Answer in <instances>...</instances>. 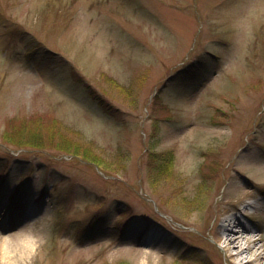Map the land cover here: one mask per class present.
I'll list each match as a JSON object with an SVG mask.
<instances>
[{
    "label": "rangeland",
    "instance_id": "obj_1",
    "mask_svg": "<svg viewBox=\"0 0 264 264\" xmlns=\"http://www.w3.org/2000/svg\"><path fill=\"white\" fill-rule=\"evenodd\" d=\"M250 256L264 0H0V264Z\"/></svg>",
    "mask_w": 264,
    "mask_h": 264
},
{
    "label": "bare ground",
    "instance_id": "obj_2",
    "mask_svg": "<svg viewBox=\"0 0 264 264\" xmlns=\"http://www.w3.org/2000/svg\"><path fill=\"white\" fill-rule=\"evenodd\" d=\"M25 214H26V211H23L21 208L18 209V210L15 212V215H17L18 218L23 217ZM23 219H24V218H23ZM229 221H230V219H228V222H226L225 226H227V227H230V226H231V222H229ZM231 231H232L233 233H237L236 230H233V227L231 228ZM229 241H230V242H234L235 240H234L233 237H231V238L229 239ZM255 261H256V258L250 256V257H248L247 259L243 260L242 263H239V264H256Z\"/></svg>",
    "mask_w": 264,
    "mask_h": 264
},
{
    "label": "trees",
    "instance_id": "obj_3",
    "mask_svg": "<svg viewBox=\"0 0 264 264\" xmlns=\"http://www.w3.org/2000/svg\"><path fill=\"white\" fill-rule=\"evenodd\" d=\"M160 90H163V87H162ZM20 143H21V142H20ZM22 144H23V143H22ZM101 157H102V156H101ZM99 161H102V160L99 158V159H98V162H99ZM95 220H97L95 217L92 218V220H91V221L89 222V224L87 225V230H88L89 233H86V234H88V235H89V234H93V233L95 234L96 231H99V230L101 231V228H100V227H99V229H95V226H96V225H95L96 223L94 222ZM124 230H125L124 228H121V233H123ZM90 232H92V233H90ZM181 261L186 262L185 259H184V260H181Z\"/></svg>",
    "mask_w": 264,
    "mask_h": 264
}]
</instances>
